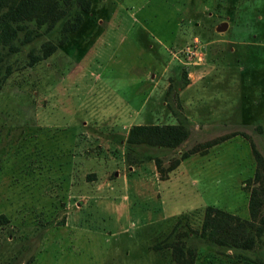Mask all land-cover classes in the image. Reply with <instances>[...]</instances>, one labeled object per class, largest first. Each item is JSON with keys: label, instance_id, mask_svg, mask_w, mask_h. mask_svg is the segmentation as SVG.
<instances>
[{"label": "rangeland", "instance_id": "374dc122", "mask_svg": "<svg viewBox=\"0 0 264 264\" xmlns=\"http://www.w3.org/2000/svg\"><path fill=\"white\" fill-rule=\"evenodd\" d=\"M80 9L73 0L50 30L44 23L25 43L15 39L19 49L1 62L0 264H179L178 246L191 264H260L264 204L251 218L248 201L257 183L251 141L264 156V0H90L79 29L60 42L64 19ZM103 33L98 52L72 71ZM47 41L56 49L30 63ZM98 70L112 98L108 109L116 108L117 95L133 106L142 71L155 74L165 111L191 133L171 148L140 144L128 155L124 146V168L107 172L111 185L95 193L85 183L94 172L69 171L61 137L66 122L91 114L79 101ZM92 92L85 101H93ZM225 134L165 174L152 158L167 167L183 151ZM143 158L154 166L128 169ZM71 173L78 178L70 181ZM207 205L247 221L254 245L226 247L202 235Z\"/></svg>", "mask_w": 264, "mask_h": 264}, {"label": "trees", "instance_id": "16d2710c", "mask_svg": "<svg viewBox=\"0 0 264 264\" xmlns=\"http://www.w3.org/2000/svg\"><path fill=\"white\" fill-rule=\"evenodd\" d=\"M73 0H0V79L2 80L1 62L4 60V54L19 49L15 39L21 42L32 39L33 35L41 34L38 30L44 23L46 30H50L67 13L66 6ZM80 4L81 9L76 11L73 18L67 17L61 26L62 37L60 42H65L69 32L79 29L83 21V12L90 9V0H75ZM63 3V5L61 4ZM35 20L36 26L30 27V22ZM24 35L21 38L20 33ZM21 38V39H20ZM6 51H2L3 47ZM56 49V43L47 41L39 53L31 56L30 63L38 59L45 58ZM9 72V65L7 71ZM191 133V128L183 121L176 123H137L132 124L128 130L125 139V147L129 155V148H135L140 144L157 147H176L186 140ZM225 134L216 139L208 140L198 146L191 147L183 151L180 157L167 167L161 165L162 159L159 156H153L155 164L160 174H165L175 168L179 160L189 154L201 150L229 137ZM200 146V147H199ZM252 153L256 159L257 167L253 179L257 182L251 187L248 201L249 214L251 218H256L264 204V156L257 149L255 143L251 141ZM146 158H151L147 155ZM145 158V159H146ZM144 159V158H143ZM4 215L0 216V220ZM4 218V217H3ZM238 217L222 208L207 205L204 211L201 234L213 240L216 244L226 247L250 248L254 245V236L246 234L244 224L247 221H236ZM250 221V220H248ZM175 260L179 264H191L184 258L181 247L174 250ZM264 264V259L259 261Z\"/></svg>", "mask_w": 264, "mask_h": 264}, {"label": "crops", "instance_id": "0c3cea01", "mask_svg": "<svg viewBox=\"0 0 264 264\" xmlns=\"http://www.w3.org/2000/svg\"><path fill=\"white\" fill-rule=\"evenodd\" d=\"M103 35L104 33L100 34L95 39L93 45L81 59L82 61L80 60L77 63L78 66H76L72 71L80 67L81 62H83V65L84 63L86 64L88 60V54H94L98 52L100 46H102L104 43L98 42L96 45L95 43L99 41ZM108 56L111 57V54H109ZM85 59L86 61H84ZM72 74L75 73L73 72ZM142 74L144 84L142 82V84L135 88V91L141 92L140 98L133 103V106L129 99L117 95L115 97V102H112V104L114 103L116 108L108 109L109 106L107 105V103L110 104L112 98L109 92H103L102 86L106 85L103 83V80L101 78L102 71L98 70L94 74V82L89 84L86 88L87 93L93 91V101H91L90 98L85 101L87 96L86 92L84 98L79 101V104L85 105V107H87L88 109L93 108L91 114H89L87 119L81 120V118H79V126L76 122L73 123V120H69V122H66V124L62 126L65 129L61 137L64 141L62 143L64 144L65 152L69 154L68 159H66L65 161L69 163L68 169L69 171H76L78 173L82 170H89L94 172L95 176L90 178V181L85 178V183L88 184V186L92 187V192L99 193L101 192V189H98L99 187L111 185L109 181L104 179L107 172L112 170L114 171V175H118L120 172L119 169L124 168L125 162L123 152L125 146V139L128 134V130L132 124H162V117L166 118V120L164 121L165 123H176L179 121L177 120L176 116L173 115L172 112L165 111V106L167 105V102L162 100L161 94L164 91V87H159V80L155 78V74L153 75L152 73L151 75L148 71L145 70L142 71ZM149 75L151 77L153 76L150 81ZM68 76H71V74L64 75L61 80L67 78ZM63 86H65V83L63 84ZM189 86L190 84H188L185 88H188ZM183 90L184 88H182V92ZM88 123L91 124L93 128H97L99 130L88 132L87 134H82V131H80L79 127L81 125H88ZM91 146H97L98 149L92 150ZM145 160L142 159L140 162L134 163L133 166L129 165L128 169L130 171L136 170L137 168L142 169L145 163H149V166L153 165L154 163V161L146 162ZM98 169H102V174H98L96 172V170ZM123 176L127 180V175L125 174ZM69 178L70 181H72L73 179L76 180L78 178V175L76 176V173H71L69 174ZM104 190L102 189V191ZM81 193L82 192L77 191L76 195H79ZM141 193H143L142 190Z\"/></svg>", "mask_w": 264, "mask_h": 264}, {"label": "water", "instance_id": "95a60500", "mask_svg": "<svg viewBox=\"0 0 264 264\" xmlns=\"http://www.w3.org/2000/svg\"><path fill=\"white\" fill-rule=\"evenodd\" d=\"M226 26V22H222L218 25V28L222 29Z\"/></svg>", "mask_w": 264, "mask_h": 264}, {"label": "built area", "instance_id": "2783aa9c", "mask_svg": "<svg viewBox=\"0 0 264 264\" xmlns=\"http://www.w3.org/2000/svg\"><path fill=\"white\" fill-rule=\"evenodd\" d=\"M190 52H191V53H193L194 51H193V50H191Z\"/></svg>", "mask_w": 264, "mask_h": 264}]
</instances>
